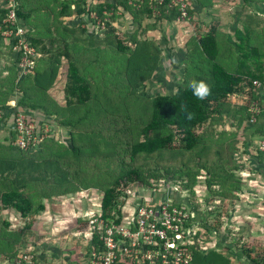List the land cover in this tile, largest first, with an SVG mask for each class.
Returning a JSON list of instances; mask_svg holds the SVG:
<instances>
[{
	"label": "trees",
	"instance_id": "1",
	"mask_svg": "<svg viewBox=\"0 0 264 264\" xmlns=\"http://www.w3.org/2000/svg\"><path fill=\"white\" fill-rule=\"evenodd\" d=\"M12 7L38 57L22 77L19 57L6 68V76L0 70V120L12 119L15 112L32 118L41 112L40 128L49 119L67 133L65 142L48 135L36 153L34 147L18 148L12 132L5 155L0 150V212L8 211L21 223L12 232L10 221L0 219V241L9 246L27 242L33 219L45 210L43 200L82 198L90 190L100 195L99 217L118 223L126 192L136 185L141 199L169 196L175 205L183 203L195 211L201 225L190 246L192 264H240L242 259L245 264H264V246L245 243L235 226L238 220L237 228L230 222L235 211L258 204L255 182L264 171V151L258 144L264 136V117L251 112L258 99L252 81H264V41L253 43L251 22L236 32L235 46L223 48L218 45L217 25L211 26L199 35L196 48L186 51L180 84L166 94L145 96L139 91L151 84L164 54L152 31L175 24L178 14L171 0L161 5L143 1L138 8L129 0H5L0 5V31ZM188 14L190 19L189 3ZM34 15H44V30L32 24ZM127 16L131 28L124 33L113 23ZM5 43L0 35V47H11ZM232 50L236 57L229 68L226 53ZM106 75L112 79L100 87L97 80ZM193 80L210 85L211 94L197 99L189 88ZM60 82L63 104L49 94ZM13 94L18 98L11 107ZM252 117L254 124L249 122ZM225 119L228 138L211 128ZM160 184L169 192H160ZM198 185L205 190L206 203H228L230 221L212 220L211 208L199 211L193 203ZM76 221L74 233L88 226L89 219ZM212 233L217 242L205 247L214 242ZM89 239L100 245L95 232Z\"/></svg>",
	"mask_w": 264,
	"mask_h": 264
},
{
	"label": "built area",
	"instance_id": "2",
	"mask_svg": "<svg viewBox=\"0 0 264 264\" xmlns=\"http://www.w3.org/2000/svg\"><path fill=\"white\" fill-rule=\"evenodd\" d=\"M143 1L161 5L164 0H129L138 8ZM177 8V23L189 20L188 0H171ZM93 18L94 16H90ZM5 29L0 31L2 42L6 41L18 58L20 77L29 72L36 61L37 53L26 40V29L20 25L13 7L3 20ZM20 54V55H19ZM253 92L258 99L251 105V112L264 117V81H252ZM262 98V99H261ZM11 131L15 133V145L20 149L34 147L38 136L33 118L25 112H15L11 119ZM255 123V118L250 119ZM264 151V136L258 142ZM173 191L176 188L172 187ZM165 191L169 192L168 189ZM180 194V193H179ZM182 195V194H181ZM123 214V213H122ZM195 211L184 204L175 205L169 196H143L136 200L129 214H123L120 222L94 217L89 220L91 232L98 236L100 245L91 246L89 264H192L190 246L194 244L197 222ZM14 264H37L32 255H24Z\"/></svg>",
	"mask_w": 264,
	"mask_h": 264
},
{
	"label": "crops",
	"instance_id": "3",
	"mask_svg": "<svg viewBox=\"0 0 264 264\" xmlns=\"http://www.w3.org/2000/svg\"><path fill=\"white\" fill-rule=\"evenodd\" d=\"M188 3L191 9V15L187 22L182 25L166 23V27H162V41L157 40L162 49H166V46H168L167 44L170 41L172 42V46H177L178 51L185 58L186 51L194 50L196 48L195 42L197 38H199V35L206 33L209 28L213 26V23L217 25L216 37L218 40V45L221 48H223L225 45L235 46L237 42L236 32L238 30H243L244 26L248 25L246 21L251 22L248 27H251V35L254 37L253 43L256 45H261V43L264 41V4L261 2L245 5L242 0H228V13H225L224 16L219 13L220 17H218L216 22L210 20L209 16L211 13L205 14L200 5V0H188ZM205 5V7L213 8L206 2ZM221 5L222 4L218 3V6L214 7L220 8ZM249 14L251 17L247 19L246 15ZM127 23L131 28L129 19ZM4 44L6 45L7 43L4 41ZM4 48L7 49L4 50ZM0 50H3V52L0 54V70L3 71L1 76H6L8 73L5 70L6 68L10 67L11 63L15 60L16 55L9 46L0 47ZM228 52L229 53H226V55H228V67L231 68L232 63L235 61L236 52L234 50ZM12 96L13 97L10 98V102L13 101V99L15 100L18 98L16 94H13ZM8 106L13 107L14 102H11ZM40 113L37 112L33 114V121L36 126L38 136L41 137V142L43 139H46L48 135H51L50 133L53 130H55V132L52 134V136L58 142H65L67 133L66 129L58 126L57 124H53L49 119L45 120V125L42 128L39 127L42 119ZM11 122V118L9 117H3L0 120V150L4 153V155L5 151L8 150L7 148L11 145ZM39 142L40 141L36 143L32 149V152H34L33 150H35L36 153L41 151ZM258 181L261 183L259 186H263V188L259 189V192L257 191L256 195V198H258L257 200L261 202V207L258 208V219L261 222H264V171H262L261 179L258 178L257 182ZM62 200L65 202L66 197L60 200L51 199L42 201L45 206V210L33 219L31 223L32 234L30 235V238L27 242L20 241L18 244L9 246L6 241H0V264H12L14 259L17 257L19 258L22 255L24 256V254L28 255V253L34 257V260L37 264H89L92 246L91 241H89V235L92 233L91 227L88 226L87 228L85 226L83 229L74 233L75 231H70V228L73 229V226L68 224L69 233L78 234L80 236L77 238V240L70 242L66 241V208H64L62 204H55L56 201ZM236 212L239 211H235L234 213ZM0 217L1 220L4 219L5 221H10L11 227L8 229V231L11 230L14 232L18 229V225L21 224L17 218L13 216L9 217L8 211H1ZM67 222H69V220H67ZM235 225L238 227L241 235L245 233L244 236L246 234L253 233V231H256V229H259L257 234H264L263 224L260 225V228L252 227L253 229H250L249 231L246 228H240V225L242 224L236 223ZM76 228H78V226L74 227V229ZM8 231L3 237L8 236ZM225 236L227 237V234H225ZM251 237L254 236L251 235ZM262 241L264 246V239ZM224 243L226 244V239H224ZM83 247L85 248V251H83ZM232 250L235 253L238 252L236 249ZM240 262V264L246 263L244 259H242Z\"/></svg>",
	"mask_w": 264,
	"mask_h": 264
},
{
	"label": "rangeland",
	"instance_id": "4",
	"mask_svg": "<svg viewBox=\"0 0 264 264\" xmlns=\"http://www.w3.org/2000/svg\"><path fill=\"white\" fill-rule=\"evenodd\" d=\"M5 0H0V2L2 3ZM205 2L208 3V5H211L213 8H208L205 7ZM0 3V4H1ZM219 4H222L220 8H215L214 6H218ZM35 6H37V4H34ZM200 5L202 7V9L204 10L205 14L207 13H211L209 18L211 21L216 22L218 20V17H220L219 13H221L223 16L225 15V13H228V0H200ZM211 10V12H210ZM116 16H120V14L117 13ZM127 20H125L124 18L122 19V17H120L119 19H117L113 25L114 26H120L122 29V32L124 31V33H129L130 31V26L128 25L127 21L129 19V17H126ZM30 21L32 22V24H35L37 30H44V15H40L38 17H36L35 15L33 16V18L30 19ZM177 22L175 21V24ZM189 23V22H188ZM41 24V25H40ZM71 25H73V23H69ZM184 23H179L176 25H182ZM215 23H213L214 25ZM166 25V24H165ZM164 25V26H165ZM172 25V24H171ZM186 26V25H185ZM166 27V26H165ZM173 27V25H172ZM168 28V27H167ZM153 33V37H155V40H160L162 41V30L160 31L159 29L156 31H152ZM162 34V35H161ZM161 35V36H160ZM168 46H172V42H168L167 44ZM167 48H163V57H162V62H161V67L157 70L153 80L151 81V84L148 85L146 87V89H140V95H145V96H152L154 94L160 93L161 94H166L167 92H171L174 88H176L180 82H181V74H182V62L184 61V56L181 55V53L178 51L177 46L173 45L172 47H168ZM112 79V78H109ZM108 79V76H102V79H98V84L100 85V87H102L103 84H107V81L110 82ZM103 83V84H102ZM62 87H63V83H56V85L54 86V88L49 92L50 96L55 99L56 102H58V104H63V97H62ZM235 103L239 104V100L235 99L233 100ZM213 130H215L216 133H222L225 132V138H228V119L223 122V124L221 126L215 125L213 127H211ZM231 130L229 129V132ZM55 132V130H53L50 134L52 135ZM246 144V143H245ZM258 180V179H257ZM255 186L258 187L259 186V182H255ZM263 188V186H259L257 188L258 192L259 189ZM160 192H164L166 189L164 188V186H162L160 184V186L158 187ZM249 189V188H247ZM140 187L133 185L131 186L126 194L128 195V198L125 200L124 203V207L122 210L123 214H129L132 210V206L135 204L136 200H139L141 195V191H140ZM93 190H90V192H86L84 193L83 197L81 198L80 196H74L73 198L67 199L64 202V200L62 201H56L55 204H62L64 208H66V241H74L77 240V238L80 236L78 234H73V233H69L68 230V224H71L73 226V229L70 228V231L73 232L75 231L74 227L78 226L76 219L79 217L82 220H90L91 218L94 217H99L100 215V195L98 193V195L92 194ZM181 195V193H180ZM182 196H187L184 193L182 194ZM205 197H206V193L205 190L203 188V186L198 185L196 188V195H195V199L193 201L194 204H197L199 211L203 212V211H207L213 209L215 210L214 212V217H210L212 218V220H216L219 218L218 222H221L222 224H224L225 219H227L226 221H230L228 220V203H220V202H214V203H206L205 202ZM258 199V198H256ZM58 202V203H57ZM254 202H257L258 204L253 206L252 208H241L242 212H236L235 215H232V218L230 222H232V224H234L237 220L238 224H242L240 225V228H246L248 229V231L250 229H253L252 227L255 228H260V225H264V222L260 221L258 218V208L261 207V202L259 200H255ZM263 206V205H262ZM216 207V209H215ZM65 210V209H63ZM212 210V211H213ZM217 215V217H216ZM250 215V216H249ZM56 216V215H54ZM229 216H231V214H229ZM68 218V219H67ZM208 218V217H207ZM209 218V219H210ZM67 220H69V222H67ZM65 225V223H64ZM87 225V224H86ZM88 226H89V221H88ZM88 226H86L88 228ZM236 226V225H235ZM234 225L231 227L237 228ZM85 227V226H84ZM227 227H228V223H227ZM72 229V230H71ZM77 230V228H76ZM259 229H256V231H253V233L250 234H246L244 236V234H242L241 236L244 238V242L247 244L253 243L254 247L259 248L260 244L263 246L262 240L264 239V234H257ZM256 233V234H255ZM213 235V240L214 242H208L203 244L205 247L211 248L213 247L217 240H216V233H212ZM251 235H253L254 237H251ZM210 244V245H209ZM80 247H82L81 245H79ZM237 250V249H236ZM83 251H85V248L83 247Z\"/></svg>",
	"mask_w": 264,
	"mask_h": 264
},
{
	"label": "clouds",
	"instance_id": "5",
	"mask_svg": "<svg viewBox=\"0 0 264 264\" xmlns=\"http://www.w3.org/2000/svg\"><path fill=\"white\" fill-rule=\"evenodd\" d=\"M189 88L191 89L193 95L199 100H203L211 94L210 85H208L202 80L201 81H196V80L191 81L189 83ZM188 118L189 119L192 118L191 113L189 114Z\"/></svg>",
	"mask_w": 264,
	"mask_h": 264
}]
</instances>
